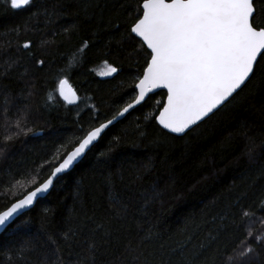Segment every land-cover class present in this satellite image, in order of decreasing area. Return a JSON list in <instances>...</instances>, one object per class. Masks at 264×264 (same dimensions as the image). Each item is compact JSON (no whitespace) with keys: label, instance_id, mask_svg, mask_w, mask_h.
I'll return each mask as SVG.
<instances>
[{"label":"trees","instance_id":"16d2710c","mask_svg":"<svg viewBox=\"0 0 264 264\" xmlns=\"http://www.w3.org/2000/svg\"><path fill=\"white\" fill-rule=\"evenodd\" d=\"M140 2L34 0L30 7L15 10L0 0V121L5 97L13 120L30 102L29 119L43 132L42 137L29 133L20 138L0 156V211L31 187L11 189L4 199L8 190L2 186L10 170L38 164L53 150V139L79 137L81 125L85 130L99 126L131 101L133 75L145 63L128 34ZM25 42H30L29 50L21 49ZM40 59L44 66L37 63ZM101 65L117 66L119 79L99 76L96 68ZM65 75L79 94L75 106L58 96L56 85ZM29 92L35 95L29 97ZM165 99V92H158L110 127L87 159L16 219L0 236V264L4 251L25 241L36 249L33 258L41 259L55 247L49 237L63 244L62 233L69 227L81 231L71 251H82L83 236L100 223L111 235L100 242L98 264H142L132 256L151 259L155 254L158 259L161 245L168 255L181 244L190 251L209 243L210 233L217 239L201 264H211L215 248L233 244L240 235L232 224L234 216L239 222L237 202L255 208L264 198V76L184 137L155 123L156 101ZM145 116L152 118L146 122ZM252 145L255 152L249 155ZM44 178L46 173L38 181ZM257 215L264 212L257 210ZM145 235L151 239L145 241ZM68 251L63 249L65 258L74 259Z\"/></svg>","mask_w":264,"mask_h":264},{"label":"snow or ice","instance_id":"6c2138e0","mask_svg":"<svg viewBox=\"0 0 264 264\" xmlns=\"http://www.w3.org/2000/svg\"><path fill=\"white\" fill-rule=\"evenodd\" d=\"M5 2L11 9L20 10L30 7L34 0ZM133 11L135 19L128 27V34L142 50L145 63L142 72L133 75L131 101H121L123 107L99 126L85 130L81 125L79 137L53 139V150L38 164L10 170L9 179L2 186L8 190L4 199L8 198L11 189L31 187L6 210L0 211V230L7 229L21 212L50 194L66 179L65 174L94 152L96 142L106 129L120 122L130 110L153 100L157 90L166 89V100L163 103L156 101L158 111L152 113L155 123L162 131L184 137L234 104L258 77L264 76V0H141ZM20 47L29 50L31 44L25 42ZM87 47L85 41L83 48ZM37 63L45 65L42 59ZM7 71L4 70L5 74ZM119 72L117 66L109 65L102 75L119 79ZM56 88L58 96L69 105L78 103L80 98L66 75L58 79ZM28 95L31 97L35 93ZM3 103L0 156L8 151L9 145L29 133L34 137L43 136L42 131L35 130V122L29 119L30 102L18 110L22 114L14 120L8 116L7 97ZM92 107L95 109V105ZM151 118L145 116V121ZM143 135L141 131L140 136ZM115 140L118 144L120 137ZM254 152L255 145H252L249 155ZM41 170L46 173V178L38 181L43 174ZM112 199L119 203L117 198ZM237 204L239 222L234 216L232 224L240 235L230 246L215 248L211 264H264V215H257V210L264 212V198L255 208ZM120 210L126 211V208L122 206ZM110 235L103 223L97 224L83 236L86 247L72 252L73 244L81 238V231L69 227L62 233L63 244L49 237L55 247L48 248L41 259L33 258L36 249L31 241H25L4 251L2 264H98L100 242L106 243ZM150 239V235H145V241ZM216 239L210 233L209 243H201L190 251L187 245L181 244L170 250L173 255H168L161 245L158 259L155 254L151 259L141 254H134L132 258L142 264H201L210 242ZM65 248L69 249L68 256L74 259L65 258Z\"/></svg>","mask_w":264,"mask_h":264},{"label":"water","instance_id":"95a60500","mask_svg":"<svg viewBox=\"0 0 264 264\" xmlns=\"http://www.w3.org/2000/svg\"><path fill=\"white\" fill-rule=\"evenodd\" d=\"M74 88V87H73ZM74 90L76 91V89L74 88ZM161 91H164L165 93H166V89H160V90H157V93L158 92H161ZM77 92V91H76ZM77 94H78V92H77ZM78 96H79V94H78ZM62 100H63V98H61ZM166 100V99H165ZM67 105H69L68 103H67V101H65V100H63ZM78 103H79V101H78ZM78 103H76V104H74V105H69V106H75V105H77ZM137 107H139V106H137ZM134 109H132V110H130V112L129 113H131L132 111H133ZM129 113H126L125 114V116L123 117V118H121V120H123ZM120 120V121H121ZM105 123V122H104ZM117 124V123H116ZM115 125V124H114ZM113 126V125H112ZM112 126H110V127H112ZM109 127V128H110ZM108 128V129H109ZM108 129H106L105 130V132L108 130ZM105 132L104 133H102V136L105 134ZM99 142V140L96 142V144ZM72 170H70V172H71ZM51 192V191H50ZM49 195V194H48ZM48 195H46L45 197H47ZM45 197H43V198H45ZM43 198H41V199H43ZM37 203H35L31 208H28V209H25L23 212H21V214L16 218V219H18L20 216H22V215H24L25 213H27L28 211H30L32 208H34L35 207V205H36ZM6 210V209H5ZM16 221V220H15ZM15 221H13L10 225H12ZM9 225V226H10ZM8 226V227H9ZM7 227V228H8ZM7 229H4V230H0V236L6 231Z\"/></svg>","mask_w":264,"mask_h":264},{"label":"rangeland","instance_id":"374dc122","mask_svg":"<svg viewBox=\"0 0 264 264\" xmlns=\"http://www.w3.org/2000/svg\"><path fill=\"white\" fill-rule=\"evenodd\" d=\"M107 68H108V65H101L96 68V73L101 77H105L104 75H102V73H104L107 70Z\"/></svg>","mask_w":264,"mask_h":264}]
</instances>
